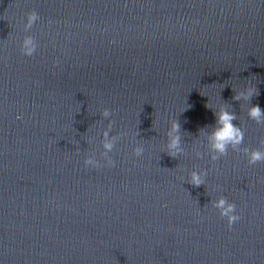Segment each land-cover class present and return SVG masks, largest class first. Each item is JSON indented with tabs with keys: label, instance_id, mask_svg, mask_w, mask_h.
Here are the masks:
<instances>
[{
	"label": "water",
	"instance_id": "water-1",
	"mask_svg": "<svg viewBox=\"0 0 264 264\" xmlns=\"http://www.w3.org/2000/svg\"><path fill=\"white\" fill-rule=\"evenodd\" d=\"M249 86L251 101L233 99ZM257 104L264 0H0V264H264V162L213 161L207 139L225 105L241 149L264 147ZM221 196L241 217L231 227Z\"/></svg>",
	"mask_w": 264,
	"mask_h": 264
},
{
	"label": "clouds",
	"instance_id": "clouds-1",
	"mask_svg": "<svg viewBox=\"0 0 264 264\" xmlns=\"http://www.w3.org/2000/svg\"><path fill=\"white\" fill-rule=\"evenodd\" d=\"M39 19L38 13L32 11L27 17V23L25 24V31L32 28L33 24ZM37 43L32 36H26L23 39L21 51L25 56H32L37 50ZM257 90L249 86L244 90L238 92L233 99H244L251 101L254 95H257ZM211 108V105H206ZM103 116L105 118L111 117L112 113L108 109L103 110ZM215 126L210 133H207L208 143L210 145L209 154L213 161L219 160L221 157L226 156L229 149L233 151H242L247 157L248 164L256 165L257 163L264 162V147L261 148H248L241 146L244 144L245 131L243 127L234 123L237 120V116L233 111L229 110V107L225 105L219 106L218 112H214ZM248 117L255 121L257 124H264V109L259 104L252 105L248 109ZM104 157L108 158V153L112 152L115 147L117 138H110L108 132L104 133ZM167 154L176 158L184 153L181 137V125L177 120L171 122V127L167 132ZM264 145V141L261 142ZM144 152L143 146H137L135 148V155L141 156ZM197 157L203 156L202 153H197ZM108 164H114L110 158H108ZM86 166L98 167L99 162L94 157H88L85 160ZM206 171L194 170L191 172L190 183L195 187H200L205 183ZM212 207L219 211V215L222 218H227L228 225L231 227L238 222L241 217L237 214L236 205L229 200L221 196L219 199L212 202Z\"/></svg>",
	"mask_w": 264,
	"mask_h": 264
}]
</instances>
